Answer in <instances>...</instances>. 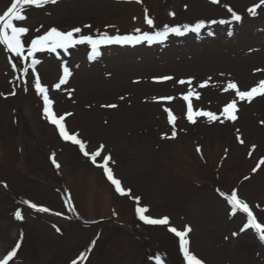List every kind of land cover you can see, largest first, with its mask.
Returning <instances> with one entry per match:
<instances>
[{
	"label": "rangeland",
	"instance_id": "1",
	"mask_svg": "<svg viewBox=\"0 0 264 264\" xmlns=\"http://www.w3.org/2000/svg\"><path fill=\"white\" fill-rule=\"evenodd\" d=\"M12 2L0 0V14ZM260 4L67 0L38 11L25 6L26 20L14 22L29 29L22 36L25 55L30 40L53 27L81 28L77 38H97L154 35L165 26L182 31L197 23L205 26L199 33H170L163 42L107 46L96 62L88 59V45L57 57L37 53L41 63L27 74L24 68L32 57L24 61L0 45V264L14 250L8 264H186L169 227L191 228L189 250L202 264H264L260 236L242 231L246 214L232 215L227 201L236 192L264 224V97L248 103L224 90L229 82L250 90L264 79V6L257 9L260 19H250L247 10ZM145 9L155 27L146 24ZM65 65L71 76L56 89ZM37 74L54 101L53 111L65 116L69 133L78 134L90 154L103 146L96 163L64 140L45 116L43 98L35 90ZM165 76L173 79L162 81ZM189 88L194 110L213 112L220 120L224 106L237 99V119L210 123L197 117L191 123L183 100ZM110 104L117 107H106ZM165 108L177 117L174 138ZM74 114L93 123L87 128L78 120L68 124ZM108 156L114 178L130 194L120 195L101 167ZM60 190L68 193L75 214ZM30 204L49 211L39 212ZM137 207H147L146 215L154 219L168 217L169 224H145ZM134 231L145 239L133 238Z\"/></svg>",
	"mask_w": 264,
	"mask_h": 264
},
{
	"label": "snow or ice",
	"instance_id": "2",
	"mask_svg": "<svg viewBox=\"0 0 264 264\" xmlns=\"http://www.w3.org/2000/svg\"><path fill=\"white\" fill-rule=\"evenodd\" d=\"M58 2L59 0H13L11 6L3 14H0V45H3L8 52L13 53L17 58H22L24 61H28L29 57H32L30 65H27L24 68V72L26 74L28 72L29 67L32 69L33 72H35L36 66L41 63L39 59L35 58L37 53L48 52V53L58 54V50H63L64 52H68L69 49L75 48L79 45H88L91 46L92 54L94 56H98L100 55L99 49L101 45H112V44L135 45L143 42H148L149 44L157 41L163 42L167 40L170 33H173L177 36L185 35L186 32L199 33L201 29L205 26L203 23H197L195 24L194 27L185 26L184 31H182L180 27L168 28L167 26H165V29L163 31H157L155 32L154 35L149 34L148 32H144L142 35L139 36L125 35V36L113 37L105 34L99 38H93V36L91 35H80L77 38L76 34L81 33L82 31L81 28H75L71 31H60L57 28L53 27L45 34L31 39L30 47L27 48V55H25V43L22 40V36L26 35L29 29L24 26H17L14 22H21L26 20V16L24 15L25 6H35L36 8H42L49 4L55 5ZM136 2L139 3L141 2V0H136ZM211 2L213 4H217L220 2V0H211ZM261 6H264V0H261V4L258 5V7ZM229 11L232 12L231 9H229ZM248 11L252 15L257 14L256 7L249 8ZM172 15H174V13ZM232 16L235 21H241L242 19V17L240 15H237L235 12H232ZM146 23L150 27H155L154 21L151 18L146 17ZM213 23H216V21H213ZM219 23L225 24L226 21L221 20L219 21ZM257 71H261V70L257 69ZM70 76H71V71L65 65L63 68V76L59 80V83L55 85V88L59 89L61 85L66 84ZM172 79L173 77L171 76H165L161 78L162 81H168ZM179 83L182 85L185 83L191 85L192 81L180 80ZM204 86H205L204 84L200 85V87H204ZM35 90L37 94H39L43 98L45 116L50 120L52 124H54L59 129V133L61 137L66 141H71L73 144L78 145L79 149L84 153V155L90 156L92 162L96 163L97 157L101 155V150L103 149V146H101L100 150H97L96 152L90 154L88 151L85 150L86 144L82 140L77 138L78 134L69 133L64 123L65 116L61 115L58 117L56 113L53 111L54 101L49 97L48 88L42 85L39 74L35 76ZM224 90L225 91L233 90L235 92V96L238 97L240 101H247L248 103H251L252 100L257 96L264 97V79H260L258 85L252 87L250 90H241L234 82H229ZM193 95H194L193 90L189 88L187 94L183 96V100L187 102V119L191 123L195 124L197 122L196 121L197 117H207L210 123L216 120H220V117L213 112H207L202 110L194 111L191 100V97ZM196 98L199 99L198 94H196ZM161 99L171 101L174 98L163 97ZM106 107L116 108L117 105L110 104V105H106ZM164 111L167 112L168 122L173 125L172 137L174 138L176 135L174 128L177 117L173 115L171 109L165 108ZM237 111H238L237 99H233L231 100L230 103L224 106L222 112L224 120H220V123H224L225 120L234 122L237 119L236 116ZM67 115H71V113H68ZM240 142L243 143V140H241ZM109 160H111L110 156L104 159V163L101 165L108 179L112 182V184L115 186V190L120 195L130 194L126 192L125 188L121 186V181L114 178L111 168L108 167ZM53 163H55V160H53ZM261 163H264V161H261ZM57 167H59V165H57ZM227 201L232 206V215H236L237 211H240L247 215V223L244 225L242 231L248 228H252L259 234L260 239L264 240V224L257 222V218L256 216L253 215V211L251 210L249 205L243 199L238 198L236 192H232V194L227 197ZM137 203H139L138 199H137ZM29 206L33 209H36L39 212L49 211V209L38 207L35 204H30ZM148 212L149 209L147 207L136 208V213L139 216V219L142 220L145 224H149V225L169 224L168 217H164L161 219H154L151 218L149 215H146V213ZM15 216L18 220L23 219V216L19 211L15 213ZM168 230L170 232H173L179 238V246L181 251L183 252V256H184V260L186 261V264H202V261L198 259L197 256L191 253L189 250V240L187 239V236L188 233L191 231V228L188 227L186 230H177V228L175 227H169ZM16 248H19V245H17ZM15 256H16V251L14 250L9 254L8 258L3 262V264H8V260H11Z\"/></svg>",
	"mask_w": 264,
	"mask_h": 264
},
{
	"label": "bare ground",
	"instance_id": "3",
	"mask_svg": "<svg viewBox=\"0 0 264 264\" xmlns=\"http://www.w3.org/2000/svg\"><path fill=\"white\" fill-rule=\"evenodd\" d=\"M79 121L81 123V125L84 127V128H87V126L90 124V123H93V119H91L90 117H87L85 115H82V116H79L78 115V118L76 116V114H74L72 117H71V120L68 122V124L70 123L71 125H73L76 121ZM84 124L86 126H84ZM71 127V126H68V128Z\"/></svg>",
	"mask_w": 264,
	"mask_h": 264
}]
</instances>
